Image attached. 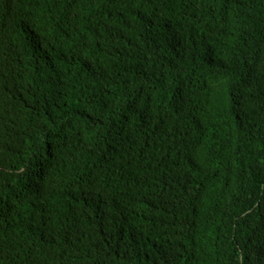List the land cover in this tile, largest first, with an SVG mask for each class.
Returning a JSON list of instances; mask_svg holds the SVG:
<instances>
[{
  "label": "trees",
  "instance_id": "obj_1",
  "mask_svg": "<svg viewBox=\"0 0 264 264\" xmlns=\"http://www.w3.org/2000/svg\"><path fill=\"white\" fill-rule=\"evenodd\" d=\"M0 264H264V0H0Z\"/></svg>",
  "mask_w": 264,
  "mask_h": 264
}]
</instances>
